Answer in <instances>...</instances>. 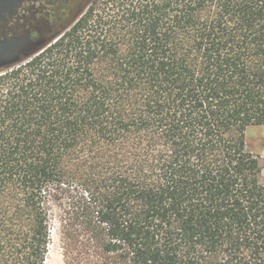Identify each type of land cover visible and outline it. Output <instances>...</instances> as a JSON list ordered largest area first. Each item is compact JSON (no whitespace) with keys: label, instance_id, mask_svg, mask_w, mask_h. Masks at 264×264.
I'll list each match as a JSON object with an SVG mask.
<instances>
[{"label":"trees","instance_id":"16d2710c","mask_svg":"<svg viewBox=\"0 0 264 264\" xmlns=\"http://www.w3.org/2000/svg\"><path fill=\"white\" fill-rule=\"evenodd\" d=\"M253 126L264 0H94L0 72V264H264Z\"/></svg>","mask_w":264,"mask_h":264},{"label":"rangeland","instance_id":"374dc122","mask_svg":"<svg viewBox=\"0 0 264 264\" xmlns=\"http://www.w3.org/2000/svg\"><path fill=\"white\" fill-rule=\"evenodd\" d=\"M93 2L94 0H91L87 5V7L91 5ZM87 7L85 8L84 12L86 11ZM30 11H31L30 1L19 0L18 2L12 3L10 12L8 13L0 12V43L6 41L3 39V36H6L8 38L7 40L23 39L25 37H28L30 34H37L39 30L40 31L44 30L40 24V16L31 15ZM79 18H77V20ZM74 19L75 18H73V20ZM72 21L70 23H72ZM70 23L68 25H70ZM52 37L53 36L49 37L43 43H39L40 45L30 52L31 55L29 56V58H31L34 55V52L37 51L43 44L47 43ZM23 47L21 46L18 48H11L9 50H6L2 54L3 55L2 57L7 58L9 56L16 55L20 52V50ZM29 58H25L21 62H24ZM21 62H18L9 67L2 68L0 72L7 68L18 65ZM245 143L247 150L254 156H257L260 160V165H261L260 179L264 184V127L262 126L249 127L245 132ZM61 203L60 201L56 202V205L54 206L56 213H58L57 206ZM52 231H53L52 243L50 245V251L46 260V264H64L60 235L57 230L56 222L53 226Z\"/></svg>","mask_w":264,"mask_h":264},{"label":"flooded vegetation","instance_id":"af4514ba","mask_svg":"<svg viewBox=\"0 0 264 264\" xmlns=\"http://www.w3.org/2000/svg\"><path fill=\"white\" fill-rule=\"evenodd\" d=\"M19 0H0V12H10L12 3ZM31 3V15L40 16V24L44 30L38 31L37 34H30L28 43L16 55L9 56L0 63L4 64L10 60L23 57L29 54L33 49L38 47L46 39L54 36L56 33L65 28L78 13L87 7L91 0H27ZM5 42L9 41L3 36ZM3 43V42H2Z\"/></svg>","mask_w":264,"mask_h":264},{"label":"water","instance_id":"95a60500","mask_svg":"<svg viewBox=\"0 0 264 264\" xmlns=\"http://www.w3.org/2000/svg\"><path fill=\"white\" fill-rule=\"evenodd\" d=\"M85 8L80 12L78 13V15L75 17V19L72 21V23H70V25L66 26L65 28H63L61 31H59L58 33H56L47 43L43 44L37 51L34 52L37 53L39 52L42 48H44L45 46H47L50 42L54 41L55 39H57L65 30H67L76 20L77 18H79L81 16V14L84 12ZM29 37H25L23 39H16V40H9L7 42H3V43H0V61L4 60L5 58H3L2 54L6 51V50H9L11 48H18V47H23L25 46L29 39ZM31 54H27V55H24L23 57H19L17 59H14V60H10L9 62H6L4 64L0 63V70L2 68H5V67H9L11 65H14L18 62H21L22 60H24L25 58H29Z\"/></svg>","mask_w":264,"mask_h":264}]
</instances>
